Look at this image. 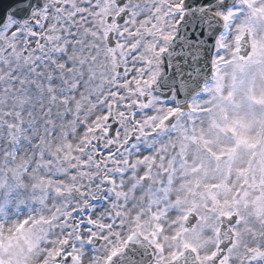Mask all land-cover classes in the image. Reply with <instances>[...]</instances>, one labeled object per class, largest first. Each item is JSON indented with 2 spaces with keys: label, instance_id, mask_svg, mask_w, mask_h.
I'll return each mask as SVG.
<instances>
[{
  "label": "snow or ice",
  "instance_id": "1",
  "mask_svg": "<svg viewBox=\"0 0 264 264\" xmlns=\"http://www.w3.org/2000/svg\"><path fill=\"white\" fill-rule=\"evenodd\" d=\"M0 264H264V0H0Z\"/></svg>",
  "mask_w": 264,
  "mask_h": 264
}]
</instances>
